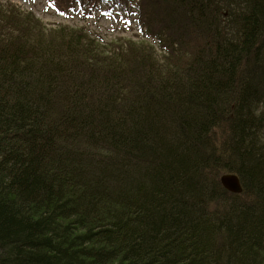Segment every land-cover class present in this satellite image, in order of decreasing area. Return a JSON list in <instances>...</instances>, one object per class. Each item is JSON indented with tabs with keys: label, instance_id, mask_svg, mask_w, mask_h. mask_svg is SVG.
<instances>
[{
	"label": "trees",
	"instance_id": "obj_1",
	"mask_svg": "<svg viewBox=\"0 0 264 264\" xmlns=\"http://www.w3.org/2000/svg\"><path fill=\"white\" fill-rule=\"evenodd\" d=\"M47 1L141 38L0 4V264H264V0Z\"/></svg>",
	"mask_w": 264,
	"mask_h": 264
},
{
	"label": "rangeland",
	"instance_id": "obj_2",
	"mask_svg": "<svg viewBox=\"0 0 264 264\" xmlns=\"http://www.w3.org/2000/svg\"><path fill=\"white\" fill-rule=\"evenodd\" d=\"M7 2L19 6L22 10L33 12L47 26L62 24L71 27H85L92 34L99 36L103 45L119 38L133 40L141 38V33L134 22V16L127 18L116 8L109 10L106 3H102V9L91 12L87 11L89 8H86L67 16L50 7L46 0H0V4Z\"/></svg>",
	"mask_w": 264,
	"mask_h": 264
},
{
	"label": "water",
	"instance_id": "obj_3",
	"mask_svg": "<svg viewBox=\"0 0 264 264\" xmlns=\"http://www.w3.org/2000/svg\"><path fill=\"white\" fill-rule=\"evenodd\" d=\"M220 181L222 186L232 193H240L242 191L240 180L236 174H223Z\"/></svg>",
	"mask_w": 264,
	"mask_h": 264
},
{
	"label": "bare ground",
	"instance_id": "obj_4",
	"mask_svg": "<svg viewBox=\"0 0 264 264\" xmlns=\"http://www.w3.org/2000/svg\"><path fill=\"white\" fill-rule=\"evenodd\" d=\"M222 176V175H221ZM221 178V177H220ZM221 182V181H220Z\"/></svg>",
	"mask_w": 264,
	"mask_h": 264
}]
</instances>
